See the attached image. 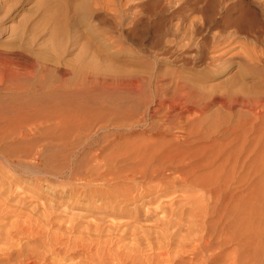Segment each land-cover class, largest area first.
<instances>
[{
	"label": "rangeland",
	"instance_id": "obj_1",
	"mask_svg": "<svg viewBox=\"0 0 264 264\" xmlns=\"http://www.w3.org/2000/svg\"><path fill=\"white\" fill-rule=\"evenodd\" d=\"M249 1L250 0H245V2H249ZM190 5L191 3L188 2V0H101V1L95 0V2L94 0H0V62L2 61L1 57L3 56L5 52L9 50L19 49L27 55V59L29 63L28 66H26L23 70H21V71H24V70L25 71L20 73L18 77L16 78L13 77L11 79L9 78L7 80V83L6 81H3L5 83H2V80H1L0 96L1 95L2 96L0 97V106H4V105L7 106L11 104L13 100L26 101V102L29 100L28 102H30V100L33 97H37L38 95L42 96L41 94H43L44 96H46L45 99L42 101L43 102L42 104L46 105L45 111L49 110V108L53 109L52 107H54V109L56 108L55 110L57 111H65V110L72 111L74 109L73 112L76 115L77 114L79 115V117L77 115L78 119H80L78 120V123L80 122L78 124V130L83 134L82 140H84L86 136L89 135L90 137L89 141L94 142L93 144L94 148L101 147V149L103 150L105 149L104 152L111 151L114 153L117 152L116 154L119 153V155H121L120 160L124 159L125 161L124 163H122V165H125V163L129 161V158H130L129 155L132 152L133 148L135 152L137 151L138 149L136 147L137 143H138V147H139V143H141L140 144V148H141V145L143 146V143H145V140H147L148 138H151L150 140L152 139L154 140V141L152 140L150 144L155 141L164 142V141H170L174 139V136L176 135L175 134L176 129L172 128L170 131V130L165 129L164 125H165V122L167 123L169 122V120L173 121V119L178 118V113L181 112L182 115H181L180 121H182V123L180 125L183 127H187V128L191 126L190 127L191 129L195 127L192 130V132L194 131L195 132L192 134L193 135L195 134L193 136L194 138L198 137V139L193 144L194 146L193 145L191 146V149L189 150V154H186V155L187 156L195 155L196 157H198L199 160H210L211 158L212 159L217 158L218 156L217 162L219 164L221 162V159L223 158L218 155L219 153L221 155L224 151H226L227 153V151L229 152V149L232 150V148H240V146L241 148H243L244 147L243 144L244 143L246 144L247 141L249 142V144H246V145L244 144L245 147L252 146L257 140L256 136L258 134H256V136L253 135L254 133H257L255 131L256 127L258 126L264 127V125H262V121L261 122L258 121L259 125L255 124L256 119L254 118L250 107H248L245 104H242L240 101L232 100L233 98L237 97L236 93L241 94V93L251 92L252 95L264 93V91H261V90H264V80H262L264 79V66L253 64V63L251 64L242 63L241 65V63L238 62V59L232 56L234 55L236 51H239L240 49V47L237 46V43L235 40H231L230 41L231 43L229 42H227V44L225 43L224 46L222 45L223 43L218 45L217 44L218 42L217 43L214 42L215 44L214 43L212 44L210 42L211 46H209V50L208 48L204 50L203 52L204 54H202L204 56H202V61L200 63H196V64L191 63V62L182 63L181 61H179L178 58L176 57L177 52L180 51L178 49L179 39L177 40L178 35H176L174 28L176 27V24H181V23L190 24L191 22L190 19H192V15L194 14H195L194 17H196L197 14H198L197 16H199V13H196V12H193V13L191 12V14H189L191 11V10L189 11V7H191ZM75 6H77V9H75ZM216 7L218 8H214L215 10H213L214 12H212V14L213 15L215 14V16L211 15L212 20H210V22H208L207 24H214V23L218 24L217 18L219 15L218 14L219 6H216ZM249 7H252L253 9L259 12L260 8L254 7L253 5H249ZM55 11H57L56 13L58 16V17L56 16V18H54V16L52 15V13ZM184 11L186 13H184ZM187 12L189 15L187 14ZM48 14L52 15V17L49 16ZM180 19H182V21ZM213 21L215 22L213 23ZM161 36L164 38H162ZM159 37L162 39H160ZM173 39L174 41L176 40L177 43L176 41L174 42ZM158 40L160 41L162 40L161 43ZM214 45L217 48L220 45L221 47L217 49ZM167 48L169 49L170 52H168ZM166 50L168 53H166ZM219 52L224 53L223 57L225 59L224 58L221 59L222 61L220 59H217L216 61L219 62L217 63L218 65L213 66L212 64L209 63V58L211 55H216ZM1 63L3 64V61ZM78 66H79V69H78ZM80 69H81V72H80ZM0 70L2 71V69ZM86 70L88 72H85ZM26 71L27 73L25 74ZM88 74L90 77H86ZM132 77L133 78L135 77L138 79L140 89L135 88V90L133 89L131 90L130 88L125 86V83H123L120 86H117L118 84L115 83V82L119 83L120 80L125 81V80H129V78L132 79ZM112 78L114 79V81ZM158 78L162 80L160 84L157 81ZM93 79H94V82L91 81ZM105 79L109 82H113L114 84L112 83L110 87L102 84L103 81H105ZM176 79H181V80H184L186 83H188L189 89H184V90L179 89L180 91L177 89L178 91H176L172 86V82H174V80ZM92 82L93 84L94 83L95 84L94 85L90 84ZM9 83L10 84L12 83V85L13 84L15 85L13 86L8 85ZM17 85L19 88H17ZM166 85L168 87H166ZM7 86H9V88ZM10 86L13 87V90L14 89L15 90L13 91ZM15 86L17 89L15 88ZM21 88L23 90H21ZM17 90H19V92ZM28 90L30 92H28ZM173 91H176V92H173ZM36 92H39V93H36ZM53 92L56 94H54ZM14 93L15 95H13ZM253 93H256V94H253ZM239 94L237 98H240ZM49 95H52V96H49ZM59 105H61L62 108H60ZM35 106L36 105L33 104L32 108H35ZM69 106L71 107V109ZM32 108H31V112H34ZM150 114L153 115V118H150ZM38 115L40 116V119L43 118L44 116L41 113H38ZM152 121L155 123V125L161 128L160 129L161 135L157 133H153L154 125L152 127ZM251 121L253 122L255 121L254 122L256 126L254 129L255 132L251 130L250 128L251 127L250 124L253 123ZM187 122H191L189 126ZM193 122H195L194 125H192ZM242 123H244L245 125ZM196 124L197 125L199 124L198 127L201 126V128L200 127L198 128ZM201 124H203L204 127ZM247 124H249L250 126ZM84 125L86 127H84ZM230 127H233V128H230ZM237 127H240V129L238 130ZM84 128L85 130H83ZM196 128L199 130H197ZM206 128L208 129L206 130ZM241 129H242V132L240 133ZM248 129H250L251 131ZM200 130H202L201 133L199 132ZM204 130L206 131V133L203 132ZM197 131L199 132V134ZM243 131L245 134H242ZM248 131L249 133L251 132L253 136L251 134H248ZM196 132H197V136H196ZM59 133L60 132L57 131L55 133L51 132L44 136L42 135L39 136L41 140L40 143L45 144L44 146L49 145V147H45L44 152L42 151L43 153L40 154V157H38L39 159L34 158L35 160L33 159L34 156L32 155L36 151L35 149L39 148V143H34L33 144L34 146L31 145V147L33 146L32 148L30 147L31 153H29V156H27L28 150L26 149H28V146H20L22 148H19L15 143H12V142L10 143L9 141L3 142L4 145H6L7 143L6 146H8L7 148L9 149L7 151L8 152L10 151L9 153L11 154V160H10V158H8V156H10L8 152H7V157H4L1 155L2 154L1 151H5L6 149H3V148H6V147L4 145L3 147L2 142H0V157H1L0 158V162H1L0 163L1 164L0 165V171H1L0 172V188H1L0 198L1 196L2 197L5 196V192H4V195H1L3 194L1 192L4 190H6L5 197L9 198V199L5 197L1 198L0 201L3 204L1 202L0 203L3 206H5L4 204L5 202L10 203L9 201H11L12 206H13L12 207L10 205L11 203L10 204L6 203V206L4 208H6L7 205H9L6 208L7 211H5V209L4 211H2L3 206L0 205L2 206L0 207V215H1L0 216V227L2 224L4 226V227L2 226V229H0V234H1L0 237L4 235L7 231L8 232L10 231L9 233L11 234V236L16 235V233L18 236L20 232L21 234L24 232L23 229L28 230V231L25 230L24 232L25 234L24 233L22 235L20 234L21 236L19 235L18 236L19 238H16L17 236L12 237V239H14L15 241L10 238L13 244H11L12 242L8 243L10 242V240L8 238H7L8 240H6V238H4L5 236L1 237L2 241L4 240L3 242L5 241H8V242L7 243L5 242L2 246L1 244L3 242L0 241L1 242L0 248L2 249L6 248L5 250H7V247L8 246L10 247V244H11L13 248L12 247L8 248L10 250L11 248L17 249V247H22L24 249L29 247L25 250L31 249L32 247H34L35 244L39 243L38 240L40 238L41 239L43 238V236L40 238L37 235L35 236L33 232L38 234L37 232L39 231L40 228L41 229L43 228L42 225L44 226V224H46L45 226L47 228L44 226L42 230H45V228L47 230L42 231V232L40 230L39 233L45 234L47 231H48L47 233H51L57 226L56 227L57 229L54 230V232L58 231L60 232V236L63 235L62 236L63 241L61 240L63 244L58 243L61 246V248L62 246H64V238L67 236L69 232V231H66L68 230L67 227L69 226L67 224L71 225L72 223L73 226H76L75 228H77L76 229L77 231L74 229L76 233L75 231L74 232L72 231L71 233L69 232L68 234L69 236L67 237L73 240L72 236L73 238H76L77 237L76 234H78L79 233L78 230H80L81 234L79 233L78 235L79 236L81 235L84 238L87 237V239L89 240L91 236L88 237V235L89 234L92 235L93 232H95L96 234H93L94 236H92V238L96 237L97 239L94 238L96 239L95 241H93L94 239L89 240L91 242H89L86 239L87 240V241L85 240L86 244L88 242L90 243L89 245L87 244V247L90 246L91 249L93 248L100 249V247L98 246H100L101 244V248L105 246L104 248L109 249V245L111 244L110 245V247L112 246L110 248L111 253L114 251H124V249L125 251L126 250L128 251V249L130 248L139 247L137 240H135L136 237H134V235L133 237L132 235L128 237L129 234H127L128 236L127 235L123 236V237L126 236L125 238L121 237L122 236L121 233L123 231L122 229H124V226H125L123 223H126V222L131 223L129 224V226L136 225V223H137L136 226L138 225L145 226L146 224L147 227L151 226L149 228L150 229L152 228L151 229L153 230L152 232L156 235L157 232L155 233L154 231H156V228L161 225L155 219L158 217L159 214L160 215L162 214H161L160 209H157L158 211L155 210L154 213L152 212V210L155 207H157L156 204L159 205L158 201H156V203L152 202L153 204L149 203L148 205H146L147 208L144 206V209L147 210L146 212H150V213H146L145 210L143 209L144 211L142 212L143 215L140 217V220H139L141 223L136 222L135 224H132L133 222L131 221V219H128L129 221H126L128 216L126 215L123 216L122 214H119L120 208L118 207L120 205H116L115 207L110 208V212L112 213L105 212L104 207L98 208L96 207L97 206L96 204L94 206V203H92V200L85 201L83 199H77L76 201L72 199L70 200L66 199L67 197H65L64 202L63 201L61 202V200L59 202V200L56 199L55 195L51 194V192L48 189H46L45 183L39 180V177H40L39 172L41 169L40 168L41 165L37 164V162L40 160V158H42L41 155L43 154L46 155L48 153H51L52 151L65 146V143L70 142V138L66 137L67 135L61 136L59 135ZM203 133L205 136L203 135ZM239 134L241 136L242 135H245V136H242V138H240ZM234 136H237L238 139H234ZM250 136L252 137L255 136V138H252ZM51 137L53 139H51ZM249 139H251V141H249ZM244 140L245 142H243ZM226 141L229 144V147L227 146ZM238 141L239 143L236 144ZM229 142L231 143L234 142V143H232L233 144L232 145ZM8 143L10 144L12 148L9 147ZM261 143L264 144V141H262ZM239 144H242V145H239ZM67 145L69 144L67 143ZM201 146L202 148H199ZM226 146L228 147L227 148L228 150L226 149ZM15 147H16V150H15ZM88 148L89 147L80 150L81 156L92 150ZM177 149L174 151L175 152L174 154L172 153L173 155L177 156L181 154L180 152H182V149L181 148H177ZM220 150H223V152ZM193 151H196V152H193ZM243 151H245V149ZM122 152L125 153L124 155L128 153V156L126 157L123 156ZM243 153H242L243 157L241 154L239 156L242 159L244 158L245 160H246V156L248 157L251 156L250 158L251 161L248 160L247 161L249 162L247 163L248 165L245 164V167H242L244 165V163L242 165V161L244 162L245 160L244 159L242 160L238 156L239 157L238 159L240 160V161L238 160L239 164L235 165L236 168L233 172L230 173V170H229L230 175L231 174L233 175L234 173L233 176L232 175L230 176L231 178H229V180L231 179L232 181L234 180L235 181L232 182L231 180L230 181L228 180L231 183L230 184L229 182H227L226 184L227 186L228 184H230L228 188L226 187L228 190L225 188V185L221 186L224 189L222 190V193L220 194V196L221 195L222 196L221 197L219 196V197L220 198L224 197L223 195L224 193L225 194L224 202L227 203V205L226 204L223 205L224 202L220 201L223 198L219 200V197H218V200H219L218 205H220L218 207H221V209L218 208V211L223 210L224 213L227 210L230 211V212L227 211L228 213L226 212L225 213L226 215L221 211L219 212V215L223 218V219L221 218L222 219L221 224L223 225L224 223H227L228 224L227 227L229 228V229L226 228L224 233L228 232V235H231L234 238V236H237L236 233L239 235L242 232L243 234L241 235H244V237L246 236V239L248 237V239L250 240L249 242L251 243V245L249 243V245L251 246L250 248L253 249L252 248V245L254 244L253 241L257 237L258 239L255 240L256 242H258L259 240L264 241V232H262L264 230L261 231V228L264 229V226H261V225H264V222H262L264 221V200H262L264 198H261V197H264V181H262L264 180L262 179L264 178L262 177L264 176V172H261V171H264V168L260 170L261 167H264V156H261L258 153L256 154V156L255 154L250 155L248 152H247L248 154L246 152H243ZM257 155L260 156L261 159L260 157H257ZM18 157H20L19 158L20 161L18 160ZM6 158H7V161L9 160L8 163L6 161ZM125 158H128V161H126L127 159L125 160ZM15 159L17 160V164L19 165L14 164L16 162ZM258 160L260 161V163H258L259 162ZM9 164H11V166L13 165L12 167L14 169H12V167L9 166ZM240 164L242 168L238 167L240 166ZM126 165L128 166L129 164L127 163ZM17 166H19L20 168H18ZM255 166L260 167L259 170L257 167H256L257 170H253ZM21 167H23L22 172H21ZM205 167H202L203 169L201 168L202 170L201 171L199 170V173H201L202 171L204 172L205 170L208 171V169H210V167L209 168L208 167L205 168ZM243 168H245V170H247L251 174V175L249 174L250 175L249 182H251L249 185H248L249 182L247 183L245 181L243 182V180L246 179L245 177L246 171L243 172L244 174L240 173L242 172L241 170ZM23 169L25 170L27 169L26 172L24 170L25 174L23 173ZM255 172L257 174H255ZM258 172H261L262 175L261 173H258ZM253 173H254V178H253ZM34 174H37V175H34ZM258 174H260L261 176H259ZM33 176L38 177V178L36 179ZM30 177H33V178H30ZM241 177H244L245 179ZM256 177H259L258 180H256L257 179ZM251 179L253 181L255 180L254 181L255 183ZM53 180L62 182L61 179L59 180V179L54 178ZM260 180L262 182H260ZM4 183L6 185H4ZM255 184H257V186H255ZM7 185L9 188L7 187L4 189L3 187ZM35 185L37 189L35 188ZM249 186H251L253 189L252 188L250 189ZM245 187H246L245 190H247V187H249L248 189L249 194H250V191H252L250 195L248 193L247 194L245 193L246 192L244 190ZM242 193L243 194L245 193V194L242 195ZM26 195L27 196L29 195L31 197H27ZM246 196H248V198ZM24 197L27 199L24 200L25 199ZM20 198H22V200ZM245 198H247L249 201L251 198L252 201L250 202L252 203L251 204L250 202L247 203L246 201L248 200ZM3 199L5 201H3ZM16 199L18 200V202ZM242 199L243 200L245 199L244 202L247 204L243 203ZM79 200L81 201L79 202ZM13 201H16V202H13ZM22 201L24 202L22 203ZM30 201H32V203ZM239 202L241 205L239 204ZM13 203L16 205L17 204L19 205L14 206ZM234 203L235 204L237 203L238 205L237 207L238 211L236 215H243L246 217L245 214H247L246 221L248 220V223L245 221L244 224L245 225L249 224L248 225L249 228L246 226L247 228L246 229L244 224H243L244 228L242 227V224L241 226L239 225V227H237L234 223L233 224L234 226H236V228L234 226L229 227L233 221V219L231 218L236 208V207H233L235 205ZM35 204H36V207H35ZM247 205L248 206L250 205L251 210L249 209ZM227 206H228V209H227ZM245 207L247 208L248 211H250L249 212L250 214L251 212L253 214L249 216V213H246L247 211L243 210V208ZM10 208L11 210L14 209V211L10 210L11 212H9L8 209ZM45 208L46 210H50V213L48 212L49 213L48 215L50 217L48 215L46 216V218L44 217L45 219H47V221H49L47 223L45 219H43L45 223L41 219V217H43L42 215L44 214ZM51 209L53 210V212L51 211ZM231 209H234V210L231 211ZM25 210L27 211L26 212L27 216H24L25 217L24 218L22 215L25 213ZM28 210L31 211V212L29 211L30 214L32 212H35V213H33V215H30L28 214L29 213ZM257 210L259 213H257ZM42 211H43V214H42ZM261 211H262V214H261ZM26 213L24 215H26ZM222 213H223V216H222ZM45 214H47V212ZM35 215H37L38 218ZM19 217L21 218V220H19ZM27 217H29L30 220ZM34 217H36L37 219ZM48 217L50 220H48ZM249 217L252 219V224H253V221L255 223L254 226L253 225L251 226H253L252 229L257 231V232L254 231L256 234L259 232L257 235L254 234V232L251 230V227H250L251 219H249ZM33 218L35 220H33ZM14 219L17 222L13 221ZM22 219L24 220L28 219L29 221H27L26 223V221H23ZM69 219L70 221L72 220L71 223ZM223 220H225V222ZM20 221L22 223L24 222L27 227L25 226L24 223L21 226ZM33 221L34 222L36 221L35 223L39 222L41 227L38 225L39 223L37 224L38 225L37 226L36 224L33 223ZM64 221L67 224H65ZM154 221L158 222L159 225L156 224ZM29 222L31 223V225L33 223L34 226L38 227V231L37 229L35 230L34 226L32 225L33 226L32 227ZM56 222H59L57 223L58 225L57 224L54 225V223ZM61 222H63L64 225ZM6 223H9V224L6 226ZM13 223L14 225L15 223L17 225L14 226L12 225ZM60 224L62 225V227ZM126 224L128 226V223ZM221 224H218V231H220L221 229L220 228L222 226ZM53 225L55 227H53ZM95 225H98V227L101 226L100 234L94 231L96 229L94 227H97ZM257 225L260 227L259 231H258L259 227H256ZM12 226H14V228ZM29 226H30L31 232L33 231L32 234L35 236V241L38 238L36 242L34 241V239H32L34 238L32 235H31L32 238L30 236H27V235H30L29 229H28ZM49 226H52V227L48 228ZM64 226H67L66 230H64ZM6 227H7V230H5ZM8 227H10V229ZM59 227H61V229ZM17 228H19L18 230H20L21 228L23 231L22 230L18 231ZM241 228H243L246 231H244ZM91 229L93 232L91 231ZM102 230H104V232L106 231L107 234L109 232L111 235L110 234L107 235L102 232L104 234V237H103V234L101 233ZM157 230H160V229L157 228ZM248 230H249V234L250 232H252L251 234L253 236L251 234L250 235L247 234ZM66 232L67 234H65ZM82 233L85 236L82 235ZM116 233L118 234V237ZM154 234H152V236H155ZM259 235H261V238ZM97 236L98 237L101 236V238L99 237L100 238L99 239ZM105 237L106 238L109 237L108 238L109 241H106L107 239H103ZM253 237L254 238L256 237V238L253 239ZM69 238H65L66 239L65 241H67ZM31 240H33L35 244ZM78 240H79V237H78ZM104 240L106 243L104 242ZM113 240L114 242H112ZM251 240L253 241L251 242ZM234 241H230L228 243L226 242L227 244L226 243L224 244L225 245L224 253H230L233 250L236 240ZM101 242H103V246ZM19 243L21 245L17 246V244ZM78 243H80V241ZM94 243L96 247L94 246ZM4 245L6 246L5 248H3ZM31 245L32 247H30ZM59 245L58 247H60ZM142 246L144 249L143 251L144 253L140 252V256H143L144 258H141L140 256L139 257H140V261L141 259H144L141 261V262H144L145 256L146 257L147 255L152 256V254H154L153 253L154 251L150 249V251L147 252L149 250V247H146V245L144 244ZM87 247L85 246L84 249L86 250ZM84 249L81 250V252L87 253V251H85ZM94 249L92 251H94ZM112 249L114 250L111 251ZM140 249L142 251V248ZM145 249L147 251H145ZM247 252L252 253V250L250 251L247 250ZM3 256H4L3 254H0L1 259L3 258ZM50 257L51 259H54L52 260L53 263L55 261H58V262L61 261V259H59V257L57 256H49V259ZM110 258L112 259L113 257H110ZM221 258L225 259V256ZM221 258L219 261L222 262L223 260ZM69 259L70 261H68ZM69 259L67 261H61L60 263L61 264H66V262L73 263L74 260L76 262V260L79 258L77 259L72 258V260L71 258ZM113 260L114 259L109 260L107 264L114 263L115 261ZM1 261L3 262L4 259H2ZM110 261L112 262L110 263Z\"/></svg>",
	"mask_w": 264,
	"mask_h": 264
},
{
	"label": "bare ground",
	"instance_id": "obj_2",
	"mask_svg": "<svg viewBox=\"0 0 264 264\" xmlns=\"http://www.w3.org/2000/svg\"><path fill=\"white\" fill-rule=\"evenodd\" d=\"M94 2H95V0H94ZM188 2L191 3V5H190L191 7H189V11L190 10L191 11L189 14H191V12L192 13L196 12V13H199V16H197L198 15L197 14L196 17H194V15H195L194 14V15H192V19L189 18L191 20L190 24H182V23L176 24V27L174 28L176 35H178L177 40L179 39L178 40L179 48L178 47L177 48L180 51L177 52V56H176L179 61H181L182 63H190V62L195 63V64L200 63L202 61V56H204V55H202V54H204L203 53L204 50L207 48L209 50V46H211L210 45L211 43L213 44L214 42H216V43L218 42L217 43L218 45L223 43L222 45L224 46L225 43L226 44H227V42L231 43L230 42L231 40H235L237 43V46H239L240 49H239V51H236L234 53V55H232V56L237 58L238 62H240L241 65H242V63H247V64L253 63V64L264 66V25H262V24H264V0H250L249 2H245V0H188ZM249 5H253L254 7L260 8L259 12L256 11L255 9H253L252 7H249ZM216 6H219V9H218L219 15L217 18L218 24H215L214 23L215 21H213L214 24H207L208 22H210V20H212L211 15L215 16V14L213 15L212 12H214L213 11V10H215L214 8H218ZM75 9H77V6H75ZM183 9H184V7H183ZM56 12L57 11L52 13L54 18H56V16H57ZM184 13H186V12L184 11ZM187 14H188V12H187ZM52 15H49V16L52 17ZM51 19H53V18H51ZM180 20L182 21V19H180ZM162 38H164V37H162ZM162 38H160V39H162ZM158 41L161 43L162 40L161 41L158 40ZM173 41H174V39H173ZM160 43H158V44H160ZM176 43H177V41H176ZM219 47H221V45L218 46V48ZM168 52H170L169 49H168ZM168 52L166 50V53H168ZM223 54H224L223 52H219L216 55H211L209 58V63L212 64L213 66L218 65L217 63H219V62L216 60L217 59H220V60L223 59L224 58ZM1 59L3 61V64L1 63L2 62L1 61L0 62V69H2V71L0 70V82L2 80V83H5L3 81H6V83H7V80L9 78L11 79L13 77L14 78L18 77L20 75V73L25 71V70L24 71H21V70H23L29 64L28 59H27V55L19 49L9 50V51L5 52L3 54V56L1 57ZM78 69H79V66H78ZM80 72H81V69H80ZM85 72H88V71L86 70ZM26 73H27V71L25 72V74ZM27 75H29V74H27ZM86 77H90L89 74ZM262 80H264V79H262ZM91 81L94 82V79ZM113 81H114V79H113ZM157 81L160 84L162 80H160L158 78ZM93 82L90 84L94 85L95 83L93 84ZM12 83L11 84L9 83L8 85H12ZM112 83L113 82H109L105 79V81H103L102 84L110 87L112 85ZM115 83L118 84L117 86H120L123 83H125V86L130 88L131 90L132 89L135 90V88H139L138 79L135 77L134 78L132 77V79L129 78V80H125V81L120 80L119 83H117V82H115ZM81 84H83V83H81ZM13 85H15V84H13ZM172 86L176 91H178L179 89H182V90L189 89L188 83H186L184 80H181V79L174 80V82H172ZM7 87L9 88V86H7ZM166 87H168V86L166 85ZM11 88L13 90V87H11ZM15 88H16V86H15ZM17 88H19L18 85H17ZM19 90H17V91L19 92ZM21 90H23V89L21 88ZM176 91H173V92H176ZM194 91H195V89H194ZM261 91H264V90H261ZM28 92H30V91L28 90ZM15 93L13 95H15ZM36 93H39V92H36ZM50 93H52V92H50ZM20 94H22V93H20ZM54 94H56V93H54ZM238 94L239 93H236L237 97H238ZM253 94H256V93H253ZM41 95L42 96L38 95L37 97H33L30 100L31 103L28 102L29 100L27 102L26 101H15V100H13V102L11 104H9V102H8L9 105H7V106H5V105L0 106V142H2V146L4 145L3 142H8V141L10 143L11 142L15 143L19 148H22L20 146H28V149H26V150H28L27 156H29V153H31L30 152L31 145H33L34 143H39V148L35 149L36 151L32 155V156H34L33 159L34 158L39 159L38 157H40V154H42L44 152L45 147H49V145L44 146L45 144L40 143L41 140H40L39 136H41V135L44 136V135L51 133V132L55 133L57 131L60 132L59 135H61V136L67 135L66 137L70 138V142H67L69 145H67V143H65V146H63L62 148H58L57 150L53 149L54 151H52L51 153H48L46 155L43 154L44 156L41 155L42 158H40L39 161L37 160L38 161L37 164L41 165L40 166L41 169L39 172V176H40L39 180H41L45 183L46 189H48L51 192V194L55 195L56 199H58L59 202H60V200H61V202L62 201L64 202L65 197H67L66 199H69V200L72 199V200H76V201H77V199H83L85 201L86 200H89V201L92 200V203H94V206L96 204L97 205L96 207H98V208L104 207L105 212H110V208L115 207L116 205H120L118 207V208H120L119 214H122L123 216L124 215L128 216L126 221H129L128 219H131V221L133 222L132 224H135L136 222H140L139 220H140V217L143 215L142 212H144L143 211L144 206L146 207V205H148L149 203L153 204L152 202L156 203V201H158L159 205L156 204L157 207H155L156 209L154 208L152 210V212L154 213V211L157 209L161 210L162 215L159 214L160 215L159 216L157 214L158 217L155 219L160 223V225H161V226H159L160 228L159 227H157V228L160 229L161 231L157 230V228H156V231H154V232L155 233L157 232V233L155 235L152 232L153 230H151L152 228L151 229L149 228L151 226L147 227L146 224H145L146 227L140 226V225H138L139 226L138 227V226H136L137 223H136V225H130V226H129V224H131V223H129V222H126V223H128V226L126 223H123L125 226H124V229H122L123 231L121 230L122 231L121 237H123L124 235H127V234H129V236L127 235L128 237H130V235H132V237H133V235H134V237H136L135 240H137L139 247L130 248V249H128V251L127 250L125 251V249H124V251H114L111 253L110 252V248L112 247V246L110 247L111 244L109 245V249L104 248L105 246L103 248H101V244H100V246H98V247H100V249H97V248L94 249L93 248L94 251H92L93 249H91L90 246L87 247V244L89 245L90 244L89 242H91L89 240H91V239L93 240L94 238H96V237L92 238V236H94L93 234H96L95 232L92 231V229L96 228L94 231H96L97 233L100 234V229H101L100 227L101 226L98 227V225H95L97 227H94L91 229L93 234L88 235V237L91 236L89 238V240L87 239V237L84 238L83 236L78 235L79 233L81 234L80 230H78L79 233L76 234L77 237L73 238V236H72L73 240H71L67 236H69L68 235L69 232L70 233L72 231L74 232L77 228H75L76 226H73V224L71 223L72 220L70 221V219H69L71 225L67 224L64 221L65 224L69 225L68 227L64 226V230H66V227H67L68 230H66V231H69L68 234H67V232L65 233V234H67V236L65 235L66 237L65 236L64 237L69 238V239L67 241H65L66 239L64 238V246H62V248H61V246L59 244L60 243L63 244V242H62L63 241V239H62L63 235L61 233L62 236H60V232H58V231L54 232V230L57 229L56 228L57 226L55 227L54 225L59 223V222L54 223L53 227H55V229L53 230V232L50 231L51 233H47L48 232L47 231L45 234H43V233H39V232H40V230H41V232L47 230L46 229L47 227L45 226L46 224H44V226L46 227L45 230H42L44 228V226L42 225L43 228L42 229L40 228L38 231V227L33 225V223L36 225L39 223V222L35 223L37 221L36 220L35 222L33 221L32 225L34 226L35 230L37 229L38 232L37 231L36 232L38 234L34 233L33 231L32 232H33V234H35V236L37 235L39 238L43 236V238L42 239L40 238L39 240L37 238L36 241L38 240L39 243L35 244L34 243L35 236L32 234V232L30 230V226H29L28 229H29L30 235H27V236L31 237V235H32L34 238H32V237L31 238L34 239V241L33 240H31V241H33V243L35 244L34 247H32V245H33L32 244L30 246L32 248L29 250H25L29 247H27L25 249L22 247H17V249H12L13 247L11 246V244H13V242L11 241V239H12V237L17 236V233L14 236H11V234L9 233L10 231L9 232L7 231L5 234L3 233L4 235H2L1 237L5 236L4 238H6V240L9 239L10 242H8V241H5V242L6 243L12 242L10 244V247H12V248L10 250V249H8V248H10L8 246L7 250H5L6 249L5 245L3 247L5 249L0 248V254L4 255L2 258V259H4V261L2 262L1 261L2 259L0 258L1 259L0 264H58V263L61 264L60 263L61 261H67L69 258H71V260H72V258H75V259L79 258V259H77L76 262L73 259L74 260L73 263L66 262V264H97V263L107 264L108 261L112 260V259H114L113 261H115L114 262L115 264H264V241L259 240L258 242H256L255 240H257L258 237L256 236L257 237V238L255 237L256 239L253 237V239H255V240L254 241L251 240V242L252 241L254 242V244L252 243L253 249H251L250 248L251 243L249 242L250 240L248 239V237L246 239V236L244 237V235H241V234H243L242 232L239 235L236 233L237 236H234V238L231 235H228V232L224 233L225 229L228 228L227 227L228 224L227 223H224L223 225L221 224L222 223L221 220L223 218L219 215V212L220 211L223 212V210L218 211V208L221 209V207H218V206H220V205H218V201L223 198L222 199L223 201L222 200H220V201L224 202V198H225L224 193H223L224 197L220 198L222 196V195L220 196V194L222 193V190L224 189L221 186L225 185V188L226 187L228 188V186L231 184L229 182L231 179L229 180V178H231L230 176L232 174L230 175V173L235 170V168H236L235 165L239 164L238 163V160H239L238 158L240 157L239 155L240 154L242 155L243 152H246V153L248 152L250 155L255 154V156H256V154L258 153L259 155L264 156V144L261 143L262 141H264V139H262V138H264V127H262V126L256 127L255 126V124L256 125L258 124V121H260V122L262 121V125H264V93H259L256 95H252L251 92L250 93H241V94H239L240 98L236 97V98L232 99L233 101H236V100L240 101L242 104H245L248 107H250V109L252 110V114H253L254 118L256 119V122H257L256 123L254 121L255 122V124H254V122L251 121L253 123L250 124L251 125L250 128H251V130L254 131V129L256 127L255 131L257 133H254L255 131L254 132L252 131V132L254 133L253 135H255V136H256V134H258V135L256 136V138H257L256 142L252 146H246L245 147L246 144H249V142L247 141L246 144L244 143L245 145L243 144V146H244L243 148H241V146H240L241 150H240V148H232V150L229 149V152L227 151V153H226V151L223 152V150H220L223 153L221 155L219 153L218 155L220 157H223V158L221 159V162L219 164L217 162L218 156H217V158H213V159L211 158L210 160H199L198 157H196L195 155H190V156L186 155V154H189V150L191 149V146L198 139V137L194 138L193 136L195 134L194 135L192 134L195 132V131L192 132V130L195 127L191 129L190 128L191 126L189 128H187V127H183L180 125L182 123V121H180L182 113L179 112L178 118L173 119V121H170L168 119L169 122H167V123L165 122V125H164L165 126L164 128L167 130L171 131L172 128L176 129V133H175L176 135L174 136V139H172L170 141H164V142L163 141H155V142H152L153 144L152 143L150 144V142L153 139L150 140L151 138H148L147 140H145V143H143V146L141 145V148H140L141 143H139V147H138V143H137V146H136L138 148V149L136 148L137 151L135 152L134 148H133L132 152L134 151L135 153L134 152L132 153L130 151L132 153V155H131V153L129 152L131 155V156L129 155L130 158L128 157L129 161H128V158H125V160L127 159L126 161H128L127 162L129 164L128 166L126 165L127 163H125L126 166L122 165V163H124L125 161H124V159L120 160L121 155H119V153L116 154L117 152L114 153V152L110 151L113 147L109 150L110 152H104L105 149L103 150V149H101V147H99L100 149L94 148V145H93L94 142L89 141L90 140L89 135H87L86 138L84 140H82L83 134L78 130V124L80 123V122L78 123V120H80V119H78L79 115L77 114L78 115V117H77V115L73 112L74 109L72 111H70V110L69 111L68 110L57 111V110H55L56 108L54 109V107H52L53 109L49 108V110L45 111L46 105H43L42 101L45 99L46 96H44L43 94H41ZM202 95H204V94H202ZM49 96H52V95H49ZM158 99H160V98H158ZM33 104L36 105L35 108H32ZM30 105H32V106H30ZM59 106H60V108H62L61 105H59ZM31 108H32V110H34V112H31ZM70 109H71V107H70ZM38 113L43 114L44 115V116L42 115L43 118L40 119V116L38 115ZM35 114H36V116H35ZM150 118H153V115L150 114ZM190 123L191 122H187L188 126ZM194 123L195 122H193L192 125H194ZM199 124H200V122H199ZM242 124H244V123H242ZM153 125H154V127H153ZM198 125H197V127H198ZM201 125L203 126V124H201ZM240 125H241V123H240ZM247 125H249V124H247ZM86 126H87V124H86ZM86 126L84 125V127H86ZM152 127L154 129L153 133L160 134L161 128H159L157 125H155V123L153 121H152ZM199 127L201 128V126H199ZM240 127H237V129L239 130ZM208 128H206V130ZM230 128H233V127H230ZM247 128H248V126H247ZM83 130H85V128ZM197 130H199V129H197ZM248 130H250V129H248ZM201 131L202 130H200L199 132L201 133ZM244 131L242 134H245ZM197 132H196V136H197ZM199 132H198V134H199ZM203 132L206 133L205 130ZM241 132H242V129H241L240 133ZM204 133H203V135H204ZM248 134H251V132L249 133V131H248ZM90 136H91V134H90ZM242 136H245V135H242ZM242 136L240 135V138H242ZM252 136H250V137H252ZM255 136L252 138H255ZM199 138H201V137H199ZM51 139H53V138L51 137ZM58 139H59V137H58ZM187 139H189V140H187ZM234 139H238L237 136H234ZM246 140H248V139H246ZM249 141H251V139H249ZM243 142H245V140ZM224 143H223V145H224ZM226 143H227V141H226ZM229 143L232 144L234 142H232V143L229 142ZM238 143H239V141L236 144H238ZM6 145H7V143H6ZM6 145H4L6 148H3L4 146L2 147L3 149H6V150L1 151V153H2L1 155L4 157H7V152H8L7 150H9L7 148L8 146H6ZM8 145H9V147H11L9 143H8ZM232 145H231V147H232ZM239 145H242V144H239ZM227 146L229 147L228 143H227ZM227 146H226V149L228 148ZM234 146H236V145H234ZM87 147H89L92 150L81 156L80 150L87 148ZM224 147H225V145H224ZM177 148H181L182 152H180L181 154L176 156L173 154L175 153L174 151ZM199 148H202V146ZM3 149H1V150H3ZM244 149H245V151H243ZM15 150H16V147H15ZM193 152H196V151H193ZM122 154L125 157L128 156V153L126 155H124L125 153L122 152ZM243 155H244V153H243ZM243 155H242V157H243ZM123 156H122V158H123ZM257 157H260V156L257 155ZM8 158H10V160H11V154H10V156H8ZM19 158L20 157H18V160L20 161ZM250 158H251V156L250 157L246 156V160L243 158L245 160L244 162L242 161L243 159L241 158L242 159L241 160L242 165L244 163V165L242 167H245V164L249 163V162H247L248 160L251 161ZM260 159H261V157H260ZM6 161H7V158H6ZM8 161H7V163H8ZM21 161H22V159H21ZM258 163H260V161ZM11 164H9V166H11ZM14 164L15 165L17 164V160ZM252 164H254V163H252ZM17 165H19V164H17ZM2 166H4V165H2ZM205 166L208 168L210 167V169L207 168L208 171L205 170L207 172L202 171L201 173H199V170L201 171L203 169L202 167H205ZM14 167H16V166H14ZM17 167L20 168L19 166H17ZM238 167H241V164ZM252 167H254V166H252ZM256 167L257 166H255V168H253V170H257ZM22 168L23 167H21V172H22ZM257 168L259 170L260 167H257ZM262 168H264V167H261L260 170H262ZM12 169H14V168L12 167ZM246 169H247V167H246ZM24 170L25 169H23V173H24ZM26 170H25V172H26ZM229 170H230V173H229ZM241 171H242V172H240L241 174H244L243 172L246 171V173H245L246 179L244 177H241V178L245 179V180H243V182L244 181L246 183L249 182V178H250L251 174L247 170H245V168H243ZM261 172H264V171H261ZM261 172H258V173H261ZM31 173H33V172H31ZM255 174H257V173L255 172ZM34 175H37V174H34ZM233 175H234V173H233ZM258 175L261 176L262 173H261V175L260 174H258ZM27 177H29V176H27ZM33 177H30V178H33ZM234 177H233V179H234ZM238 177H240V176H238ZM262 177H264V176H262ZM34 178L37 179L38 177H34ZM54 178L59 179V180L61 179L62 182H58L56 180L54 181L53 180ZM253 178H254V173H253ZM256 178H257L256 180H258L259 177H256ZM262 179H264V178H262ZM29 180H31V179H29ZM234 181H232V182H234ZM262 181H264V180H262ZM262 181L260 180V182H262ZM227 182L230 183V184H228V186L226 185ZM37 183H39V182H37ZM250 183L251 182H249L248 185ZM4 185H6V184L4 183ZM255 186H257V184H255ZM7 187H8V185L3 187V188L5 189ZM39 187H41V186H39ZM249 187H250V189L252 188L251 186H249ZM249 187H247V190H245L246 187L244 188V190L246 191L245 192L246 194L249 192V190H248ZM35 188H36V185H35ZM224 191H226V190H224ZM4 192H5V196H6V190L2 191L1 193H3V194H1V195H4ZM251 192L252 191H250V194H251ZM244 194L242 193V195H244ZM5 196H3V197H5ZM3 197L1 196V198H3ZM27 197H31V196L28 195ZM218 197H219V200H218ZM246 197L248 198V196H246ZM5 198H8V197H5ZM241 198H239V199H241ZM247 198H245V199H247ZM261 198H264V197H261ZM4 199H3V201L6 200V199L5 200ZM20 199L22 200V198H20ZM26 199L27 198H25L24 200H26ZM245 199L244 200L242 199L243 203H245L244 202ZM262 200H264V199H262ZM80 201L81 200H79V202ZM229 201H231V200H229ZM236 201H237V199H236ZM250 201H252L251 198H250ZM250 201L248 200L246 202L248 203ZM9 202L11 204L8 202H5L4 203L5 206H6V203L10 204L12 206V202L11 201H9ZM13 202H16V201H13ZM17 202H18V200H17ZM23 202L24 201H22V203ZM30 202L32 203V201H30ZM1 203H0V205L3 204V203L2 204ZM247 203H245V204H247ZM251 203L252 202H250V204ZM225 204L227 205V203L224 202L223 205H225ZM239 204H240V202H239ZM13 205L17 206L19 204L16 205L13 203ZM24 205H25V203H24ZM236 205H237V203L233 206V207H236L235 210L231 209V211L234 210V213H233L232 218H231V219H233V221L231 220L232 223H231V225L229 224L230 225L229 227H233L234 224L237 227H239V225L241 226V224H242V227L244 228L243 224L246 221L247 214H245L246 217L243 215H236V213L238 211V208H237L238 205L237 206ZM2 206H0V207H2ZM5 206L2 207V211H4V209H5V211H7L6 208L9 205H7V207L4 208ZM35 207H36V204H35ZM248 207H249V209L251 208L250 205ZM49 208H50V206H49ZM98 208H97V210H98ZM225 208H226V206H225ZM245 208H243V210L247 211L246 213H249L250 211H248L247 208L246 209ZM14 209H15V207H14ZM14 209L11 210V208H10L8 210H9V212H11V211H14ZM17 209H18V207H17ZM227 209H228V206H227ZM30 210H28V212ZM21 211H23V210H21ZM43 211H44V209H43ZM43 211H42V214H43ZM51 211L53 212L52 209H51ZM146 211L147 210H145V212ZM26 212L27 211L25 210V213ZM30 212L28 214H30ZM46 212H47V214H45ZM48 212L50 213V210H46V208H45L44 214L42 215L43 217H41L42 221L49 214ZM228 212H230V211H228ZM33 213H35V212H32L30 215H33ZM110 213H112V212H110ZM146 213H150V212H146ZM223 213H222V216H223ZM257 213H259L258 210H257ZM24 214L22 215L23 217L27 216V213H26V215H24ZM252 214H253L252 212H251V214L249 213V216ZM261 214H262V211H261ZM3 215H5V214H3ZM30 215H28V216H30ZM14 216H16V215H14ZM35 216L37 217V215H35ZM20 217H19V220H21ZM36 217H34V218H36ZM49 217H48V220H50ZM251 217H253V216H251ZM261 217H260V219H261ZM27 218L29 219V217H27ZM34 218H33V220H35ZM142 218H144V217H142ZM15 219L13 221H15ZM28 219L27 220L22 219V220L26 221V223H27V221L30 220V219L29 220ZM249 219H251V218L249 217ZM31 220H32V218H31ZM45 220H46V223L49 222V221H47V219H45ZM152 220H153V218H152ZM225 220H223V221L225 222ZM258 221H259V219H258ZM15 222H17V221H15ZM43 222L45 223V221H43ZM43 222H42V224H43ZM124 222H125V220H124ZM154 222L156 224H158V222H156V221H154ZM246 222L248 223V220ZM262 222H264V221H262ZM23 223L21 222L20 225L22 226ZM61 223L64 225L63 222H61ZM119 223H120V221H119ZM8 224L9 223H6V226ZM97 224H99V223H97ZM218 224L222 225L220 227L221 228L220 231H218ZM254 224H255L254 221L252 224V219H251L250 227H251V230L253 232L255 231L254 229H252ZM257 224H258V222H257ZM12 225H14V223ZM15 225H17V224L15 223ZM30 225H31V223H30ZM38 225L41 227L40 223ZM120 225H122V224H120ZM248 225L249 224L245 225V228H246V226L249 228ZM251 225H253V226H251ZM2 226H3V224L1 225L0 229H2ZM14 226H12V227L14 228ZM25 226H26V224H25ZM25 226H24V228H25ZM236 226H234V227L236 228ZM261 226H264V225H261ZM50 227H52V226H49L48 228H50ZM61 227H62V225H61ZM61 227H59V228L61 229ZM256 227H259V226L257 225ZM8 228L10 229V227H8ZM13 228H11V229H13ZM147 228H149V229H147ZM235 228H233V229H235ZM243 228H241V229H243ZM18 229L19 228H17V230ZM102 229H103V227H102ZM238 229H237V231H238ZM259 229H260V227L258 228V231H259ZM3 230H4V228H3ZM5 230H7V227L5 228ZM17 230H16V232H17ZM20 230H22V229L20 228ZM20 230H18V231H20ZM23 230L25 232L26 229H23ZM62 230H63V228H62ZM262 230H264V229L261 228V231ZM26 231H28V230H26ZM76 231H75V233H76ZM107 231H108V229H107ZM121 231H119V232H121ZM244 231H246V230H244ZM102 232L104 234H107V232L106 231L104 232V230H102L101 233ZM119 232H118V234H119ZM255 232H257V231H255ZM255 232H254V234H256ZM262 232H264V231H262ZM83 233H82V235L85 234V233L84 234ZM251 233L252 232H250V234ZM14 234H15V232H14ZM20 234H21V232H20ZM104 234H103V237H104ZM109 234L110 233L108 232L107 235H109ZM112 234H114V233H112ZM118 234H117V237H118ZM152 234H154L155 236H152ZM244 234H246V233H244ZM247 234L250 235L249 230H248ZM18 236L16 238H19ZM259 236L261 238V235H259ZM1 237H0V239H1L0 241H2ZM78 237H79V240H78ZM99 237L101 238V236H99ZM114 237H115V235H114ZM125 237H123V238H125ZM108 238L105 237L103 239H107L106 241H109ZM120 238H119V240H120ZM86 239L89 241L87 244H86V241H87ZM96 239H94L93 241H95ZM12 240H14V239H12ZM234 240H236V243H235V246L233 247V250L232 251L230 250L231 251L230 253H224L225 252V250H224L225 245L224 244L226 242L228 243V242L234 241ZM79 241H80V243H78ZM5 242H3L1 245L3 246V244ZM104 242H105V240H104ZM112 242H114V240ZM101 243L103 246V242H101ZM249 243H250V245H249ZM57 244L60 247H58ZM143 244L146 245V247H149V250L147 251L145 249V251L149 252L151 249L154 251V252L151 251L154 254H152V256L147 255V257L144 255L145 261L141 262L142 260H144V259H141V261H140V257L144 258L143 256H140V252L144 251L143 246H142ZM19 245H21V244L20 243L17 244V246H19ZM85 246L87 247L86 250L84 249ZM94 246H95V243H94ZM24 247H26V246H24ZM59 248H61V249H59ZM126 248H127V246H126ZM140 248H142V251ZM83 249L85 251H87V253L81 252V250H83ZM246 249L249 251L252 250V253L247 252ZM3 250H5V251H3ZM24 250H25V252H24ZM113 250L114 249H112L111 251H113ZM91 251H92V253H91ZM186 255H187V257H186ZM221 255L225 256V259L224 258L222 259L221 257H223V256H221ZM49 256H57V257H59V259H61V261L60 262L55 261L56 263L55 262L53 263L52 260H54V259H51V257H50V259H51V261H50ZM110 257H113V258L111 259ZM220 258L223 260L222 262L219 261ZM68 261H70V259ZM111 262L112 261H110V263ZM114 263H112V264H114Z\"/></svg>",
	"mask_w": 264,
	"mask_h": 264
}]
</instances>
